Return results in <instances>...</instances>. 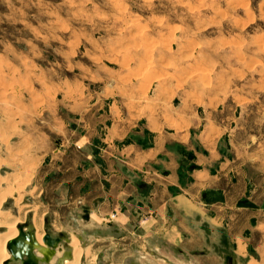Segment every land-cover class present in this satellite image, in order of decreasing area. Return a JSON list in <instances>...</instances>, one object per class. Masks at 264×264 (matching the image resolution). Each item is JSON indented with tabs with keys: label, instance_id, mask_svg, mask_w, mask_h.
<instances>
[{
	"label": "rangeland",
	"instance_id": "rangeland-1",
	"mask_svg": "<svg viewBox=\"0 0 264 264\" xmlns=\"http://www.w3.org/2000/svg\"><path fill=\"white\" fill-rule=\"evenodd\" d=\"M146 145L155 173L177 168L174 192L207 174L191 198L221 222L203 223L202 250L263 264L264 0H0V180H26L23 226L34 233L37 208L43 233L133 264L127 232L94 238L74 221L144 187Z\"/></svg>",
	"mask_w": 264,
	"mask_h": 264
},
{
	"label": "crops",
	"instance_id": "crops-1",
	"mask_svg": "<svg viewBox=\"0 0 264 264\" xmlns=\"http://www.w3.org/2000/svg\"><path fill=\"white\" fill-rule=\"evenodd\" d=\"M201 134L200 137H205ZM141 149L135 154L143 162L138 166H145L149 169V173L151 172L144 181V187L140 190L131 188L129 191L117 187L113 190L112 205L106 203L107 201L102 204L100 200H95L90 205L84 204L75 214L74 222H80L83 229L87 227L88 231L84 233L95 235L94 238L122 240L125 239L127 232L131 239L129 257L133 264H142V262L143 264H203L204 259L214 260L219 264L221 262L219 254L212 249L210 254L202 250V226L203 223L211 221L217 225L221 219L219 216H204L202 201L199 203L191 198V196L201 197L198 191L192 189L201 188L200 182L207 174L195 171L191 174L190 189L186 193L174 192L171 189L176 187L179 179L177 168L169 164L166 172H162L164 177H161L155 173L161 170H154L151 164L150 159L154 155L152 146H142ZM110 167L117 170L115 163ZM120 169L117 171L123 175L124 168L120 167ZM120 179L122 180L121 177ZM169 179L173 184H169ZM96 206L100 207L99 211L97 208V213ZM113 206L119 208L115 222L104 225L103 221L111 213ZM142 218L145 220L142 221ZM211 239L213 244L217 245L219 239L217 230ZM260 259L264 260V256L261 255ZM225 261L226 264H241L235 255H230Z\"/></svg>",
	"mask_w": 264,
	"mask_h": 264
},
{
	"label": "bare ground",
	"instance_id": "bare-ground-1",
	"mask_svg": "<svg viewBox=\"0 0 264 264\" xmlns=\"http://www.w3.org/2000/svg\"><path fill=\"white\" fill-rule=\"evenodd\" d=\"M233 22H234L233 19L231 21H229V23H233ZM203 135L205 136V133ZM24 181H26V180L24 178H21L20 176H18V178L15 179L14 184H16V185L10 184L9 180H7V181H5V179L0 180V264H5V262L10 260V253L7 249V246L9 244V242H11L15 238H17V236L19 234V228L24 227V230H25L28 226V225L23 226L25 223L24 222L25 215L23 214V212H24L23 206L24 205L21 206L22 205L21 201H22L23 197L20 194V192H21L22 188H24V186H25V185L23 186ZM4 183L6 184L5 185L6 187H2V185ZM10 201H13V206H12V208H7V207H9ZM29 212H31V213L33 212L31 225H32V229L34 231L35 240L40 246H45L43 244L42 240H43V237L49 233L48 232L43 233V231H42V224H41V221L38 217L37 208H34L33 210H31ZM22 215H24V216H22ZM41 220H42V218H41ZM61 234H62V232L59 231L58 235H61ZM73 235L69 236V238H68V246L71 249V258H70V260H66L63 264H101V263H103L102 262V254H100V256L97 258H96V256L88 258L89 257V255H88L89 254V248H83L81 246V244H82L81 239L83 241H87L88 240L87 236H80L79 238H77V236L75 234H73ZM60 246L63 247V243H60L57 246V248L55 249V255L48 264H51V262L53 261L55 256H57V250ZM61 253L63 254V252H61ZM263 262H264V260H263ZM11 264H19V263L11 262ZM170 264H172V263H170ZM250 264H255V263H250Z\"/></svg>",
	"mask_w": 264,
	"mask_h": 264
},
{
	"label": "water",
	"instance_id": "water-1",
	"mask_svg": "<svg viewBox=\"0 0 264 264\" xmlns=\"http://www.w3.org/2000/svg\"><path fill=\"white\" fill-rule=\"evenodd\" d=\"M42 241L45 246H40L36 242L34 233L28 227L25 230L24 227H20L17 238L9 242L7 246L10 260L5 262V264H11V262L19 264H48L54 257L55 249L60 243H63L65 252L57 260L56 264H63L66 260H70L71 249L68 246V241H63L62 235L52 237L50 234H46Z\"/></svg>",
	"mask_w": 264,
	"mask_h": 264
}]
</instances>
